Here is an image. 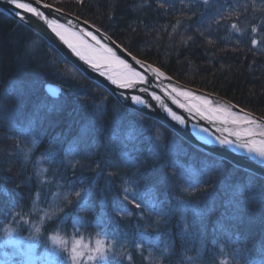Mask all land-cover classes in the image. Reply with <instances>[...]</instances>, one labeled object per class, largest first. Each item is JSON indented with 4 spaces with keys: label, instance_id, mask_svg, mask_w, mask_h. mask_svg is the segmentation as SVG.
<instances>
[{
    "label": "trees",
    "instance_id": "16d2710c",
    "mask_svg": "<svg viewBox=\"0 0 264 264\" xmlns=\"http://www.w3.org/2000/svg\"><path fill=\"white\" fill-rule=\"evenodd\" d=\"M46 2L67 11V0ZM159 3H165L166 7L159 8L157 0H88L90 9L85 7L79 13L81 20L95 19L97 26L107 27L110 35L114 33L113 39L124 44L137 43L138 51L147 53L146 61L165 65L163 70L174 80L214 92L264 119V0H209L207 5L196 0H159ZM232 24L239 31L233 30ZM253 26L257 27L255 33L251 32ZM208 39L215 43L209 44ZM252 39L257 41L256 46L251 45ZM60 57L37 33L0 13V111H3L0 117V243L9 237L6 227L13 229L11 235L15 239L31 234L28 225L12 223L10 209L29 214L33 222L43 224L41 217L46 213L67 208L63 200L68 191L66 181L75 182L77 187L82 182L83 187H88L95 180L98 189L105 188L104 176H96L86 166L82 167L92 157L85 159L72 154L79 152L85 140L115 145L112 158L121 171L129 173L125 179H138L135 173L147 174L159 167L153 162L150 137L154 138L160 129L163 136L156 142L160 145L156 159L174 162L177 174L183 171L186 176H196L208 165L216 168L210 173L211 183L201 187L198 197L179 192L175 195L203 202L207 199L206 187L215 197V206L209 213L211 221L195 238L180 235L177 226L180 212L169 219L167 226L161 221L159 228L154 215L148 220L140 217L119 220L118 230L126 238L129 252L134 251L130 247L132 242H140L141 231L150 239H157V245L135 252L137 264L140 257H146L143 264H154L153 258L160 259L164 249L168 251L163 264H245V261L260 264L264 250V179L189 145L151 117L136 113L142 119L130 128L132 110H125L104 89ZM138 58L146 59L143 54ZM46 83L61 87L57 99L46 94ZM18 104L25 108L24 115L19 114ZM98 104L101 110L97 109ZM37 109L46 118H32V131H23L29 126L31 113ZM117 112L121 115V137L134 131L138 139L113 138ZM121 152L138 160L136 167L122 163ZM72 162H78L75 169ZM163 171L171 175L174 170L166 167ZM115 190H119L118 182ZM104 195L111 198L113 191L93 193L96 219L84 229L77 228L79 235L73 229L72 220L65 225L67 234L61 232V235L83 244L94 243L95 233L99 231L97 224L103 223L99 219V201ZM159 195L163 200V189ZM167 195L171 197L173 193ZM72 199L75 201V197ZM164 206L169 205L165 202ZM222 215L223 226L214 228ZM105 230L112 228L105 225ZM25 241L30 242L28 238ZM126 241L121 239V243ZM45 250L37 244L35 252L39 256ZM5 251L8 252L7 247Z\"/></svg>",
    "mask_w": 264,
    "mask_h": 264
},
{
    "label": "snow or ice",
    "instance_id": "6c2138e0",
    "mask_svg": "<svg viewBox=\"0 0 264 264\" xmlns=\"http://www.w3.org/2000/svg\"><path fill=\"white\" fill-rule=\"evenodd\" d=\"M159 8H165V3H159ZM207 5L209 0H203ZM0 3L10 6L7 9L9 15L21 22L26 27H33L32 21H37L41 25V32L45 38L52 41L53 51H63L66 47L70 52L83 62L92 73L98 74V77L104 78L102 83L109 88L113 95H116L118 102L126 109H132L133 120L129 122V127L134 128L142 119L136 116V113H143L151 109L162 110L165 120L168 122L185 123V117L178 115L171 107L165 103V99L171 100L172 104L179 109L194 114L201 119L209 122L214 121V117L220 113H227L231 116L230 121L223 120V123L236 125V129L224 128L223 131L228 133L224 138H217L218 146L221 150L229 149L235 146L238 149L246 150L247 153H254L260 158V164L264 166V131L259 133V139H255L254 133L249 127L257 125L264 128V121L257 122V119L251 113L244 112L238 104L231 102H222L215 98L205 95L204 93L194 92L191 88H186L179 83L173 82V77L165 70V65H156L146 62L147 53H141L137 49V43L124 44L118 39H113L109 34L108 28L97 26L95 19L81 20L79 10L89 7L88 0H67V11L62 7L56 6L55 3H48L46 0H0ZM255 7V4H253ZM55 13V15H53ZM223 18V17H221ZM111 19V17H110ZM219 23V21H216ZM232 29L239 31L236 24L231 25ZM251 32H257V27L253 26ZM39 34V33H38ZM207 38L205 32L200 33ZM188 39H192L189 37ZM209 44H214L213 39H208ZM251 45L256 46L257 41L251 40ZM63 46V47H62ZM134 51L136 54H133ZM145 55L146 59H139V55ZM60 59H64L61 55ZM58 75L62 73L57 72ZM90 79L93 77H89ZM161 85H163L161 87ZM99 83L97 87H99ZM114 86V87H111ZM43 87V85H41ZM159 93L158 94V91ZM55 95V93H52ZM155 102V103H153ZM107 104V100L104 101ZM101 110V105H97ZM25 108L18 104V112L24 115ZM3 111H0L2 117ZM32 118L45 119L46 114H41L39 109L31 113L28 128L25 132H31ZM113 138L116 140H133L138 139L134 131H129L126 137H121L119 129L121 125V115L117 112L113 121ZM207 131V129H203ZM163 136L160 129L156 130L154 138L150 137L153 143L152 155L154 167L151 172H137L135 176L138 179H125L129 173L120 170L116 160L112 158V153L116 146L110 143L101 145L95 139L85 140L79 152H73V155H81L85 159H90L86 166L95 173L96 176H104L106 186L103 189L97 188V182L93 180L88 187H77L75 182H67V193L63 200L67 208L59 207L46 213L41 217L43 224L33 222L29 214L15 212L10 209L13 216L12 223L19 225H28L31 234L28 237L30 242L26 248L17 250L14 255L24 257V260L18 261L17 264H24L25 260H30L35 254L37 244L47 248L51 246L50 255L54 264H137L136 251H142L146 246L157 245L156 238H149L144 231L140 232V242H132L130 247L133 252L128 251L129 245L126 238L122 237L118 230V221L125 217H140L148 220L151 216L157 219L155 224L160 227L161 221L167 226L169 219L174 217L177 212L182 213L177 220V226L180 229L181 236H199L210 222L212 217L209 213L215 206V197L212 192L204 188L207 199L201 202L199 199H181L175 195L179 192L181 195L198 197L201 187L211 183L210 173L215 171V165H208L200 175L186 176L183 171L176 173L175 163H167L163 159H156L159 156L160 145L156 143ZM229 137H235V141ZM58 142V138H54ZM32 143H37L34 137ZM134 147V145H133ZM120 160L126 165L136 167L138 160L134 161L129 158V154L121 152ZM78 162H72L73 169ZM166 167L173 168L170 175L164 172ZM201 176H208L202 179ZM44 181H41L43 183ZM118 182L119 190L114 191V185ZM143 186V187H142ZM160 189L164 190V199L161 200L159 195ZM99 191L105 193L113 191L109 198L104 195L99 201L100 214L99 219L103 223H98L99 231L95 233L96 239L89 244H83L80 240L66 239L61 232L67 234L65 225L69 220L73 221V229H84L92 220L96 219L95 203L93 193ZM173 193L171 197L167 193ZM72 197H75L73 201ZM174 201V203H173ZM165 202L168 207H165ZM231 201L228 202L231 205ZM129 205L132 208H129ZM224 216L216 222L214 228L223 226ZM105 225L112 228L111 231L105 230ZM7 234L11 235L13 229L5 228ZM79 235V231H76ZM125 239V243H121ZM7 243H18L8 240ZM164 249L160 253V259L153 258L154 264H163L166 258ZM243 251V250H239ZM6 260L11 259L5 253ZM146 257H140V264ZM245 264H249L245 261ZM260 264H264V250L261 253Z\"/></svg>",
    "mask_w": 264,
    "mask_h": 264
},
{
    "label": "water",
    "instance_id": "95a60500",
    "mask_svg": "<svg viewBox=\"0 0 264 264\" xmlns=\"http://www.w3.org/2000/svg\"><path fill=\"white\" fill-rule=\"evenodd\" d=\"M202 2L203 0H197ZM10 6H8L7 4L4 3H0V13H3L7 16H9L11 19H13L14 21L18 22L21 24L20 21H18L17 19H15L12 15H9L7 12V9ZM53 15H55V13H53ZM33 27L29 28L32 31H34L35 33H39L38 35H40L48 44L51 45V47L53 48L52 45V41L48 40L47 38H45L41 32V25L39 22L37 21H32ZM23 25V24H22ZM25 26V25H24ZM63 47V46H62ZM60 56L63 55L64 59L69 62L73 67H75L81 74L84 75V77H86L87 79H89L90 81L98 84L103 87L109 94H111L114 99L118 102V98L116 95H113L111 91H109V88L105 86L104 83H102L104 78H100L98 77V74L96 73H92L89 69H87V67L85 65H83V62L79 61L78 58H76L71 52L70 50H68L66 47H63V51H56ZM89 77H93V78H89ZM174 83H179L175 80H173ZM180 85H182L183 87L186 88H191L194 92L197 93H204L205 95H209L213 98H215L216 100L222 101V102H229L227 99L220 97V96H216V95H212L209 93H206L202 90H199L197 88L194 87H190L184 84L179 83ZM163 85H161L162 87ZM114 87V86H111ZM45 90L48 92V94L51 97H56L57 94L60 91V88L54 85H47L45 87ZM158 94L159 90L157 89ZM55 93V95H53L52 93ZM155 103V102H153ZM165 103L171 107L174 111H176V113L178 115H182V117H185V123L184 124H179V122H168L165 120L164 114L162 112V110L159 109H151V110H147L143 113L138 112L141 115L144 116H148L151 117L153 119H155L156 121L160 122L161 124H163L166 128H168L169 130H171L173 133H175L179 138H181L182 140H184L186 143H188L191 146H194L195 148H198L206 153H208L211 156L217 157L219 159H222L230 164H232L235 167H238L240 169H243L259 178L264 179V166H262L260 164V158L254 154V153H247L246 150H242V149H238L235 146H231L229 149L226 150H221L220 147L218 146V141L217 138H224L226 136H228V133L224 132L223 129L224 128H229V129H236V125H232L231 123H223V120H228L230 121L231 118L228 117V115H226L227 113H220L217 116L214 117V121L213 122H209L206 119H201L200 117L188 113L183 109H179L176 105L172 104L171 100L165 99ZM239 107L237 108L236 112L237 115H239ZM132 110V109H131ZM244 112L246 113H250L244 110ZM253 117H255L257 119V122H261L264 121V119L251 114ZM226 116V117H225ZM249 127H251V129L253 127H258L257 125H250ZM201 128L207 129V132L212 135V139L213 141H207L204 140L202 137V133L200 131ZM230 139H233V141H235V137H229ZM255 139H259V133H254V137Z\"/></svg>",
    "mask_w": 264,
    "mask_h": 264
},
{
    "label": "rangeland",
    "instance_id": "374dc122",
    "mask_svg": "<svg viewBox=\"0 0 264 264\" xmlns=\"http://www.w3.org/2000/svg\"><path fill=\"white\" fill-rule=\"evenodd\" d=\"M197 1V0H196ZM200 2V1H199ZM203 2V1H202ZM40 36V35H39ZM51 46V45H50ZM147 62V61H146ZM89 80V79H88ZM174 80V79H173ZM90 81V80H89ZM176 81V80H175ZM92 82V81H91ZM178 82V81H177ZM94 83V82H93ZM180 83V82H179ZM96 84V83H95ZM183 84V83H181ZM47 85H54V86H57L60 88V91L59 93L57 94L56 97H51L48 92L45 90V87ZM185 85V84H184ZM189 86V85H187ZM101 87V86H100ZM190 87H193V86H190ZM102 89H104L103 87H101ZM196 88V87H194ZM199 90H202L206 93H209V94H212V95H216V96H220L214 92H209V91H206L204 89H200V88H197ZM44 90L46 92V94L52 98V99H57L58 96L61 94V87L57 84H50V83H46L45 86H44ZM105 90V89H104ZM106 91V90H105ZM107 92V91H106ZM108 93V92H107ZM109 94V93H108ZM111 95V94H110ZM112 96V95H111ZM113 97V96H112ZM114 98V97H113ZM224 98V97H223ZM226 99V98H225ZM229 101V100H228ZM230 102V101H229ZM232 103V102H231ZM234 104V103H233ZM239 107V106H238ZM246 111V110H245ZM248 112V111H247ZM252 114V113H251ZM229 118L232 119L231 116L228 115ZM259 117V116H258ZM261 118V117H260ZM263 119V118H262ZM158 122V121H157ZM160 123V122H159ZM161 124V123H160ZM163 125V124H161ZM164 126V125H163ZM165 127V126H164ZM168 129V128H167ZM171 131V130H170ZM252 131L253 133H260L261 131H264V128H261V127H253L252 128ZM172 132V131H171ZM175 134V133H174ZM176 135V134H175ZM177 136V135H176ZM194 147V146H193ZM228 163V162H227ZM230 164V163H229ZM232 165V164H230ZM233 166V165H232ZM235 167V166H234ZM238 168V167H236ZM240 169V168H239ZM30 235H27L26 237H20L18 236L17 239H15L12 235H9V237L6 238L5 242L3 243H0V264H17L18 261H21V260H24V257H21L19 255H14V253L17 252L18 248L19 249H24L26 248L27 246V243L28 241H25ZM8 240H12V241H16V242H21V244L19 245V243H7ZM5 247L8 248V252L5 251ZM50 249H51V246L49 245L46 250L41 253V255L37 256L36 252L34 254V256L32 257V259L30 260H25L24 261V264H54V262L52 261L51 259V255H50ZM5 253H7L8 257H11V259H7L6 260V257H5Z\"/></svg>",
    "mask_w": 264,
    "mask_h": 264
},
{
    "label": "bare ground",
    "instance_id": "6f19581e",
    "mask_svg": "<svg viewBox=\"0 0 264 264\" xmlns=\"http://www.w3.org/2000/svg\"><path fill=\"white\" fill-rule=\"evenodd\" d=\"M82 75H83V74H82ZM83 76H84V75H83ZM220 97H222V96H220ZM226 115H227V114H226ZM225 117H226V116H225ZM203 129H204V128H201V129H200V131H201V133H202V135H203L202 138H203L204 140L209 141V142H210V141H213V139H212V135H210L207 131H204Z\"/></svg>",
    "mask_w": 264,
    "mask_h": 264
}]
</instances>
